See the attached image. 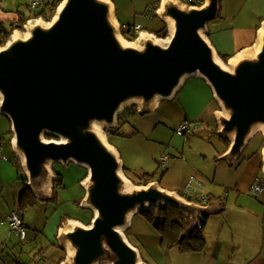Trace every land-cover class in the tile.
Segmentation results:
<instances>
[{"label": "water", "instance_id": "water-1", "mask_svg": "<svg viewBox=\"0 0 264 264\" xmlns=\"http://www.w3.org/2000/svg\"><path fill=\"white\" fill-rule=\"evenodd\" d=\"M220 5L161 0L167 41L145 33L131 43L120 34L111 0H62L49 22L30 20L0 46V115L11 123L26 189L47 196L56 164L88 171L82 206L93 219L89 225L72 220L58 233L60 246L69 250L64 264H147L124 234L135 215L171 205L188 212L195 225L199 215L218 211L187 202L158 182L133 186L100 127L115 128L128 106L151 112L200 77L221 108L217 135L231 142L222 160L232 164L241 157L264 131V27L255 46L226 65L207 36Z\"/></svg>", "mask_w": 264, "mask_h": 264}, {"label": "crops", "instance_id": "crops-1", "mask_svg": "<svg viewBox=\"0 0 264 264\" xmlns=\"http://www.w3.org/2000/svg\"><path fill=\"white\" fill-rule=\"evenodd\" d=\"M111 1L120 25L139 24L145 31L154 35L158 31H148L143 24V19L160 18L161 0ZM179 1L184 4L188 2V0ZM220 7L218 18L208 25L207 36L218 55L229 58L228 62H230L257 43L258 35L264 27V0H221ZM0 9V27L5 32L12 31L21 16L28 18L32 14L29 9V0H3L0 2ZM25 9L28 10V15L24 13ZM161 21L164 26V21L162 19ZM182 95H184L186 109L177 122L178 125L184 121L198 123L196 132L202 127L201 121L219 112V109L214 111L211 109L213 91L200 77L188 79L175 97ZM127 116L123 118L119 131L128 122ZM216 131L218 132L217 125ZM138 138L140 140V137ZM253 139L254 137L249 141L241 157L232 164L221 158L227 151L223 142L222 149L206 152L203 155L204 164L209 166V170L213 167L208 175L196 169V166L176 149H173L170 154H165L164 148H160L155 142L140 140L158 163L164 155L171 157L167 171L161 180L162 183H158L162 188L182 195L185 193L188 179L193 176L201 185L200 188L211 199L210 205L218 209L215 214L208 216L203 228L207 248L202 253L182 254L176 248L163 251L160 242L154 245L146 241L141 242L137 238L138 242L135 246L139 245L145 250L146 259L143 258L147 263L168 264L166 257H169L170 264H264V190L259 194L251 192L257 179L264 181V136L255 148L249 150ZM10 143H12L11 139ZM2 153L3 151L0 153V264H39L46 260L47 251L48 253L53 251L56 254V259L51 261L52 264H62L66 258V251L60 246L57 236L63 229L62 226H66L63 219L66 218L67 223L72 220L81 221V219L71 213H61L55 226L56 240L52 244L54 248L50 250L46 248L45 244L39 241L40 234L49 225V220L60 213L61 204L68 202L69 199L66 197L63 199L60 194L62 189H60L57 205L32 201L28 208L37 210L42 215L39 220L41 227L31 229L20 207L21 197L26 190L27 182H24L26 174L23 170L19 171L16 165L12 166L7 157V160L1 159ZM15 156L17 157L16 154ZM122 162L126 167L123 159ZM83 180L84 177L79 183L78 196L75 200L79 207L82 206L81 202L85 197V190L82 188ZM12 209L18 210L23 216L28 230L26 246L33 248L31 251L19 245L20 239L7 221V216ZM220 209L224 212L219 213ZM138 215L133 217L131 224Z\"/></svg>", "mask_w": 264, "mask_h": 264}, {"label": "rangeland", "instance_id": "rangeland-1", "mask_svg": "<svg viewBox=\"0 0 264 264\" xmlns=\"http://www.w3.org/2000/svg\"><path fill=\"white\" fill-rule=\"evenodd\" d=\"M24 13H26L27 15L29 14L27 9H25ZM47 15L51 16L52 13L48 12ZM54 15L55 13L52 15V18ZM143 20V24L146 25L148 31L155 32L163 27L161 18L155 17L152 20ZM17 31L24 32L25 27L22 30ZM166 38L160 37L159 39L165 40ZM228 63H226V65H228ZM183 98L184 95L175 97L173 100L161 101L153 111L147 113L139 112L140 107L137 105L128 106L122 111L119 116L121 117L120 122H122L123 118L128 115V122L124 124L122 130L119 131V118L117 126L115 128H102V132L106 140L109 143L111 142V144L120 153L121 158L124 161L127 174H125L124 171L123 173L127 179H129L127 177L128 175L135 183L138 182L144 175L149 174L155 175V179L157 181H160L162 175L164 174L159 166V163L157 162V159L149 153L145 145L141 144L140 140L155 142L160 148H164V151L166 152L165 154H170L172 153L173 149H176L178 152L184 154V156H186V158L196 166V169H199L207 175L212 172L213 167L209 170V166L204 164L203 155H205L206 152H216V150H220L223 148V143L217 135L216 131V125L218 126L217 115H211L208 119L201 121L202 127H200L198 131L192 133L187 137H179L178 135H176L175 129L178 125L177 122L186 109ZM210 106L213 111L215 109H219V111H221V108L214 96ZM11 132V123L9 119L6 116L0 115V153L1 151H3L2 155L9 159V162L10 164H12V166L15 167L17 162L22 166V160L18 156H15L13 145L12 143H10V139H13V134L11 135ZM263 136L264 131H258L254 135V139L250 144L249 150L255 148L256 144L261 138H263ZM138 137H140V140ZM22 170L24 171L23 166ZM15 172H17L16 169ZM53 173L54 178L55 173L62 176L63 188H61L62 190L59 191L63 199L66 197L69 199V201L61 204L62 206L60 208V213L56 214V216L52 217L49 220V225L40 234L39 241L43 242L45 244V247H48L49 250L54 248L52 247V244L55 243L56 240L54 236L56 231L55 226L58 223L61 213H71V215L76 216L85 223L88 222L92 214L91 212H93L92 210L84 208L83 206L79 207V204L77 205V203L75 202L76 197L78 196L79 183L83 177H87L86 174L88 175V171L86 169L79 167L73 163H70L68 166L56 164L53 166ZM131 180L129 179L133 186H135L136 188L140 187L139 185H135ZM52 187L53 183L51 186V190ZM50 195L51 191L47 196L43 198L50 197ZM24 214L25 221L31 227V229H39V227H41L39 222L42 215L41 212H38L37 210L35 211L31 208H27L24 210ZM63 222L64 224H66V226L62 227H67L68 223L66 222V218L63 219ZM129 228L124 232L127 240L140 251L142 263H147L144 260V258L146 259L145 250L139 245L135 246L138 242L137 238L140 239L141 242L146 241L147 243H153L154 245H156L160 242L159 234L141 214H139L133 220V224H131ZM18 243L23 248L27 247L26 249H28L29 251L33 250V248L26 246V244L23 245L20 240H18ZM65 249L66 258L64 259V262L62 264L66 262L68 256L69 250L67 248ZM45 258L47 261L45 260L39 264H52L51 261L56 259V254L53 253V251H51L50 253H48L47 251L45 254ZM166 258L167 263L170 264L169 257Z\"/></svg>", "mask_w": 264, "mask_h": 264}, {"label": "trees", "instance_id": "trees-1", "mask_svg": "<svg viewBox=\"0 0 264 264\" xmlns=\"http://www.w3.org/2000/svg\"><path fill=\"white\" fill-rule=\"evenodd\" d=\"M61 2L62 0H52L49 4H47L51 6L52 15L56 12V9L58 8ZM42 14L43 15L45 14L44 10L40 12L32 11L31 16L28 18L21 16L17 25H14L13 30L10 32H5L0 27V46L6 43V41L9 39V37L13 34L15 30H22L25 27V25L28 23V21L40 17ZM163 23L164 26L155 33V35L159 38L160 37L166 38L168 36V26L166 22ZM221 59L225 63H228L229 61V58L221 57ZM120 118L121 117H119V126L121 124ZM46 138L54 139L55 137L47 136ZM220 139L225 144L226 149L228 150L231 144L230 140L221 137ZM16 168L19 171H21L22 170L21 164L17 163ZM124 172L125 174H127L125 167H124ZM163 175L161 177V180L163 178ZM154 176L155 175L146 174L138 182L134 183V181H132L131 178L127 175V177L135 185H139V186H146L152 182L160 183L161 180L157 181ZM24 182H28L26 177L24 178ZM58 186H63V178L60 174L55 173V178L53 181V187L51 190L50 197L38 199L33 194L32 191L26 189L20 200L21 209L24 211L25 209L30 207L32 201H42L49 204L57 205L59 202V190L61 189V187ZM222 212H224V210L220 209L219 213ZM91 213L92 214L90 219L88 220V222L85 223L83 222L84 224L89 225L91 223V220L93 219V212ZM141 215H143L146 218L149 224L159 234L160 245L163 251H169L176 248L182 254H191V253H202L206 250L207 241L203 234V229L202 230L198 229V223H195V225L192 224V218L188 212L178 209L171 205H166L160 208L152 206L149 208V210L141 213ZM207 219L208 216H203V218H200L199 220L203 228L205 227ZM64 250L66 251V249Z\"/></svg>", "mask_w": 264, "mask_h": 264}, {"label": "built area", "instance_id": "built-area-1", "mask_svg": "<svg viewBox=\"0 0 264 264\" xmlns=\"http://www.w3.org/2000/svg\"><path fill=\"white\" fill-rule=\"evenodd\" d=\"M204 2L205 0H188L186 4L189 6L199 7L202 6ZM49 3H50L49 0H29V9L31 11L34 12H40L43 10L45 11L44 15L42 14L40 17L34 18L35 20L40 19L45 22H49L51 20L52 15L51 16L47 15L48 12L52 13L51 6L47 5ZM119 30L122 37L126 41L131 43L138 42L139 38L145 33L150 34L149 32L144 30L142 25L139 24H135L133 26H123L119 24ZM198 125L199 124L195 122L184 121L176 127L175 133L180 137H187L198 129ZM1 159L7 160V158L2 154H1ZM170 160L171 157L169 155H164L159 160V166L164 173L167 171ZM200 186L201 185L197 182V179L192 176L188 179L185 185V191H184L185 193L182 195L180 194L179 196L184 198L187 202L194 203L199 206H203V207L210 206V198L205 194L204 190H202ZM263 190H264V181L257 179L251 189V192L253 194H259ZM200 218H203V216L199 215L197 217L196 223H198V229L202 230L203 229L202 224L199 222ZM7 221L9 222L12 231L19 237L20 242L23 245L26 244L28 230L21 213L16 209H12L7 216Z\"/></svg>", "mask_w": 264, "mask_h": 264}, {"label": "bare ground", "instance_id": "bare-ground-1", "mask_svg": "<svg viewBox=\"0 0 264 264\" xmlns=\"http://www.w3.org/2000/svg\"><path fill=\"white\" fill-rule=\"evenodd\" d=\"M169 23V22H168ZM144 35V34H143ZM152 36H154V35H152ZM154 37H156L157 38V36H154ZM158 40H163V39H158ZM164 42H166L167 40H163ZM102 128L103 127H100V129L102 130Z\"/></svg>", "mask_w": 264, "mask_h": 264}]
</instances>
